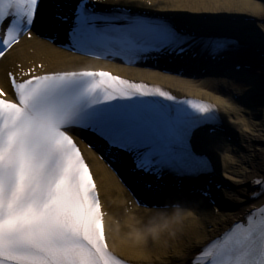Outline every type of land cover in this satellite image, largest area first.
<instances>
[{
	"label": "snow or ice",
	"instance_id": "1",
	"mask_svg": "<svg viewBox=\"0 0 264 264\" xmlns=\"http://www.w3.org/2000/svg\"><path fill=\"white\" fill-rule=\"evenodd\" d=\"M159 7L151 0H70L55 20L66 26L72 49L98 58L183 54L192 38L166 18L147 15ZM43 23L44 0H0V264H129L113 251L114 236L109 243L111 228L80 147L84 133L127 153L132 174L156 180L210 177L205 148L228 161L227 178L241 186L209 179L197 198L181 200L191 211L157 217L164 222L148 229L150 247H159L160 264H264V153L240 154L214 134L201 135L218 115L210 104L179 102L188 111L149 103L141 98H177L108 71L49 70L10 60ZM235 43L217 38L207 47L218 55ZM230 202L249 211L211 236Z\"/></svg>",
	"mask_w": 264,
	"mask_h": 264
},
{
	"label": "bare ground",
	"instance_id": "2",
	"mask_svg": "<svg viewBox=\"0 0 264 264\" xmlns=\"http://www.w3.org/2000/svg\"><path fill=\"white\" fill-rule=\"evenodd\" d=\"M70 0H44V23L38 29L31 41L26 38L21 41L16 50L9 54L10 60L25 66L33 63H43L46 69L52 70H83L85 68L109 69L115 73L137 81H146L158 84L171 91L177 97H196L202 99L218 109L220 126L223 133H215V137L228 144L235 152L254 153L256 158L264 153V90L261 89L262 78L256 73H248L240 79L246 85L232 89L221 86L217 78L212 80L207 76L197 75L196 66L184 65L193 75H178L175 72L165 73L158 68L126 69L119 66H106L89 61L85 58L73 56L52 45L40 36L39 31L53 32L51 27L56 26L52 21L54 4L65 9V3ZM122 3H133L138 0H120ZM159 8L147 9V12L158 17L172 19L173 25L188 35H194L197 43L199 37H217L234 40L241 47L251 46L264 53V0H151ZM145 11L144 9H133ZM65 26L58 29L61 32ZM55 32V31H54ZM194 43V44H195ZM196 45V44H195ZM234 48V47H233ZM247 50V49H246ZM264 61V60H263ZM3 62H0L2 64ZM264 66V62L262 63ZM183 66V67H184ZM198 67V66H197ZM264 71V70H263ZM260 71H258L259 73ZM4 70L0 67V83L3 82ZM226 81V78H221ZM238 80V81H240ZM231 83V82H230ZM233 83H235L233 81ZM238 83V82H237ZM204 131L201 135H207ZM212 156L214 182H220L231 187H240L225 174L230 171V164L222 157H218L210 148H205ZM91 166L100 192L102 205L108 213L105 220L110 226V240L115 237L113 251L122 259L132 264H160L158 259L159 247L151 248L148 229L163 224L157 217L170 219L179 210L182 214L191 209L141 210L132 204L126 189L100 163L91 159ZM139 192V190H138ZM225 211L220 216L219 223L213 222L214 228L210 235L215 237L229 225L245 216L249 209L240 206V202L224 203ZM155 221V222H154Z\"/></svg>",
	"mask_w": 264,
	"mask_h": 264
},
{
	"label": "rangeland",
	"instance_id": "3",
	"mask_svg": "<svg viewBox=\"0 0 264 264\" xmlns=\"http://www.w3.org/2000/svg\"><path fill=\"white\" fill-rule=\"evenodd\" d=\"M252 73H256V72H252ZM255 75H259V77H261L262 78V82H264V71H260L259 73L257 72ZM246 81H241V82H238V83H229V82H227V81H222L221 80V83H219V84H221V86H223L224 88H227V89H232V85H234V87L235 88H237L239 85H241V88H243L244 87V85H246L247 83H245Z\"/></svg>",
	"mask_w": 264,
	"mask_h": 264
}]
</instances>
